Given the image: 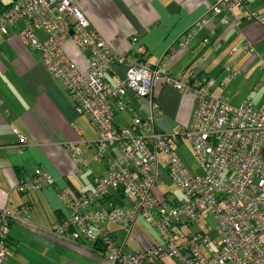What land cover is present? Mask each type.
Listing matches in <instances>:
<instances>
[{
	"label": "built area",
	"instance_id": "1",
	"mask_svg": "<svg viewBox=\"0 0 264 264\" xmlns=\"http://www.w3.org/2000/svg\"><path fill=\"white\" fill-rule=\"evenodd\" d=\"M241 3L221 0L220 5L231 10ZM212 10L215 15L222 9L216 6ZM210 20H198L182 36L181 47L187 46ZM16 21L23 23L21 42L37 52L48 73L63 84L75 111L86 115L97 129L93 160L106 159L107 164L105 176L94 179L93 189L77 196L61 190L70 216L53 224L56 236L100 240L106 264H147L165 257L174 258L178 264H264V103L254 107L248 98L233 106L227 98L211 93L215 78L172 75L166 67L172 54L152 64L143 59L142 45L129 54L118 53L75 0H12L10 6L0 9V32ZM35 30L43 38H38ZM136 39L131 38L133 42ZM68 43L84 54L85 70L72 58ZM253 50L249 42L242 44V52ZM113 64L125 65V77L116 85L106 80ZM227 69V79L238 73L232 66ZM156 80L193 95L190 126L160 132L150 118L136 115L131 128H116L114 112L126 105L125 94L131 91L148 97ZM18 137L21 144L25 142L23 135ZM180 140L191 146L200 173L190 171L174 151ZM111 146L117 147V152L108 155ZM65 148L78 172L85 171L80 146L68 141ZM162 152L167 156L168 176L183 193L182 200L171 207L156 195V178L161 175L158 156ZM49 181L50 175L38 170L21 178L17 189L37 191ZM110 190L129 198V205L110 203L102 210L93 208ZM27 209L26 205L13 211L0 207V264L12 252L8 244L10 223ZM203 212L215 219V225L188 235L174 229L178 221L197 223ZM139 217L156 229L159 240L142 251L126 253L106 224H117L130 235Z\"/></svg>",
	"mask_w": 264,
	"mask_h": 264
},
{
	"label": "crops",
	"instance_id": "2",
	"mask_svg": "<svg viewBox=\"0 0 264 264\" xmlns=\"http://www.w3.org/2000/svg\"><path fill=\"white\" fill-rule=\"evenodd\" d=\"M75 2L118 53L129 54L142 45L145 49L143 59L152 64L172 54L166 66L172 75L224 80L225 88L216 85L211 93L227 98L233 106L248 99L242 95V89L257 78L261 85L254 83L250 88L247 86V91L248 94L260 93L253 106L260 107L264 103V67L261 66L264 60V0H246V8L234 6L231 10L219 5L222 10L215 15L212 9L221 0ZM11 4L12 0H0V9ZM248 12H256L258 20L249 18ZM204 17L210 18V22L189 40L187 46L181 47L182 36ZM22 28L23 23L16 21L6 24L0 32V207L13 211L19 206H28L26 212L10 223L8 241L13 251L4 264H106L104 253L95 242L83 238L73 242L52 232L55 222L70 216L61 190L73 196L91 190L94 179L105 176L107 164L106 159L93 160L97 129L86 115L75 111L63 84L48 73L37 52L21 42ZM34 32L38 38H43L39 30ZM133 36L137 38L135 42L131 40ZM244 42L251 43L255 52L240 54ZM67 48L77 65L85 70L84 54L77 52L71 43ZM229 66L238 73L227 79ZM124 77L123 64H113L106 72V80L112 85ZM124 100V108L115 109L113 116L117 128H131L137 115L150 118L157 131L166 133L190 126L195 109L191 93L159 80L153 83L148 97H138L128 91ZM19 135L25 137L22 144ZM68 141L76 142L81 148V157L87 165L81 173L65 148ZM187 147L186 141L182 140L175 146V152L183 161L182 154L186 155ZM116 152L115 146L107 150L108 155ZM158 161L162 174L156 190L166 193L171 206L182 196L178 197L171 189L160 188L166 172L164 156L160 155ZM38 170L47 172L51 181L37 191L20 192L18 181ZM110 194L93 206H106L109 200L129 205L128 198L111 190ZM140 218L132 233L136 229L142 230ZM202 218L206 228L212 226L208 223L211 216L204 214ZM191 226L182 227V230L194 232ZM107 227L114 232L117 241L121 228L113 224H107ZM126 240L127 235L122 244L118 243L123 250ZM158 240L144 234L139 237L141 248L133 252L142 251ZM163 259L152 264H165ZM172 264L178 263L175 260Z\"/></svg>",
	"mask_w": 264,
	"mask_h": 264
},
{
	"label": "rangeland",
	"instance_id": "3",
	"mask_svg": "<svg viewBox=\"0 0 264 264\" xmlns=\"http://www.w3.org/2000/svg\"><path fill=\"white\" fill-rule=\"evenodd\" d=\"M254 83H257L258 85H261L260 83H259V80H257V78H253L249 83H248V85H246L243 89H242V95L244 96L245 95V97L246 96H248V98H250L251 99V101H252V103H255L257 100H258V96H259V92H254V93H249L248 94V91H247V89H248V87L250 88V87H252V85L254 84ZM248 86V87H247ZM225 88V87H224ZM254 107H256V106H254ZM186 144H187V153H186V155L184 156L183 154H182V157L184 158V162H185V164L191 169V170H193L194 172H196V173H200L201 172V168H200V165H199V162H198V160H197V158H196V156L194 155V153H193V150H192V148H191V146L189 145V143L186 141ZM163 182H162V184L160 185V188L161 189H171L174 193H175V195H177L178 197H180V196H182L183 195V193L180 191V189L173 183V181L170 179V177L168 176V174H166V172H165V174H164V176H163ZM170 196L171 197H173L174 196V194H170ZM170 196H168L169 198H170ZM141 218H142V220H141ZM139 220H140V222L142 223L141 225V229L142 230H138V229H136L135 230V233H132V234H130V235H127L126 233H124V232H122V231H120L119 233H118V238H117V242L118 243H121L122 244V240H124V238L126 237V235H127V242H126V247H125V249H124V251L126 252V253H131V252H133V251H136V250H138V249H140L141 248V246H140V242H139V237H142V236H144V234L145 235H148V236H150V237H152V238H154V237H156V238H158L159 239V237H158V234H157V231H156V229L154 228V227H152L151 225H150V223L147 221V220H145L143 217H141ZM209 224H211L212 226L213 225H215V223H216V221H215V219L213 218V217H211L210 219H209V222H208ZM118 227H120V226H118ZM121 228V227H120ZM206 228V223H205V220L201 217V219H200V223H194L191 227H190V229L192 230V231H197V230H204ZM187 230V229H186ZM214 235V234H213ZM262 239L264 240V235L262 236ZM164 262H166L167 264H172V263H175V260H174V258H171V257H165L164 259ZM157 262H160L159 260L157 261ZM165 263V264H166ZM176 263H177V260H176ZM147 264H152V263H147Z\"/></svg>",
	"mask_w": 264,
	"mask_h": 264
},
{
	"label": "trees",
	"instance_id": "4",
	"mask_svg": "<svg viewBox=\"0 0 264 264\" xmlns=\"http://www.w3.org/2000/svg\"><path fill=\"white\" fill-rule=\"evenodd\" d=\"M242 6H239L240 8H246V0H242ZM220 4H217L216 6H219ZM216 6H214V7H216ZM248 16H249V18H251V19H255V20H258V17H257V13L256 12H248V14H247ZM204 18H206V17H204ZM251 44V43H250ZM252 45V44H251ZM253 46V45H252ZM254 48V47H253ZM247 52H249V53H254L255 52V49L253 50V51H245V52H242V46H241V53L240 54H245V53H247ZM261 66H262V63H261ZM262 67H264V66H262ZM233 69V68H232ZM215 84H214V86H220V87H224L225 86V81L224 80H218L217 78H215ZM221 82H223L224 83V86H221ZM213 86V87H214ZM212 87V88H213ZM212 88H211V91H212ZM193 118V117H192ZM114 124V123H113ZM115 126V125H114ZM116 127V126H115ZM117 128V127H116ZM121 128V127H120ZM178 129H183V128H178ZM181 141V140H180ZM180 141H177L176 142V144H175V146L177 147V145L180 143ZM175 146H174V151H175ZM177 153V152H176ZM178 154V153H177ZM160 155H163L164 156V162H165V159H166V154L165 153H160L159 154V156ZM158 156V157H159ZM180 157V156H179ZM181 158V157H180ZM182 159V158H181ZM183 161V160H182ZM184 162V161H183ZM185 164V163H184ZM165 165H166V163H165ZM186 165V164H185ZM187 167V166H186ZM159 168H160V166H159ZM188 168V167H187ZM189 169V168H188ZM160 170H161V168H160ZM190 171H192L191 169H189ZM45 172V171H44ZM167 172V171H166ZM192 172H194V171H192ZM47 173V172H46ZM161 174H162V170H161ZM160 177H161V175H159L157 178H156V188L158 187V185H159V183L161 182V180H160ZM100 178V177H99ZM171 179V178H170ZM50 181H51V176H50ZM49 181V182H50ZM174 183V182H173ZM175 184V183H174ZM176 185V184H175ZM177 186V185H176ZM178 187V186H177ZM179 188V187H178ZM93 189V188H92ZM181 191V190H180ZM30 192H32V191H30ZM113 192V191H112ZM27 193V192H26ZM81 194V193H80ZM117 194V193H116ZM79 195V194H78ZM108 195H110L111 196V194H110V191L105 195V197H103L102 199H100L99 201H97V202H102ZM120 195V194H119ZM156 195L158 196V197H160V198H162V199H164L165 201H166V205H167V207H171V206H173V205H175V204H177L178 202H180L181 200H182V198H183V195H182V197H181V199H177L176 198V201H174L173 202V205H171L170 206V201H168V199L166 198V193L165 194H163V193H160V192H158L157 190H156ZM77 196V195H76ZM129 199V198H128ZM96 202V203H97ZM95 203V204H96ZM110 203L111 204H113V205H119V204H117L116 202H113V201H110L109 200V202H108V204L106 205V206H102V205H100L99 206V208H95L94 206H93V208H95V209H100V210H102V209H105V208H107V207H109L110 206ZM94 204V205H95ZM208 215V213L207 212H203L202 214H201V216H200V219H201V217H203V215ZM200 219H199V221L197 222V223H199L200 222ZM196 223V222H195ZM107 224H113V223H107ZM107 224H106V227H107ZM194 224V223H193ZM113 225H116V226H118L117 224H113ZM192 224H189V223H187V224H185V223H181V221H178V222H176V224H175V227H174V229L176 230V232H180V233H183V234H185V235H188V234H191V233H193V232H184L183 230H182V227H185V226H191ZM110 229V228H109ZM111 230V229H110ZM206 230V229H205ZM205 230H201V231H205ZM112 231V230H111ZM112 233H114L113 231H112ZM67 239L68 240H70V241H73V242H78L77 240H73V239H71V238H69V237H67ZM92 242V241H91ZM8 244H9V241H8ZM95 244H96V246H99L100 248H101V250L103 251L104 250V248H103V244L101 243V241L100 240H97L96 242H95ZM9 246H10V244H9ZM10 250L11 251H13V249H12V247L10 246ZM178 263V262H177Z\"/></svg>",
	"mask_w": 264,
	"mask_h": 264
}]
</instances>
